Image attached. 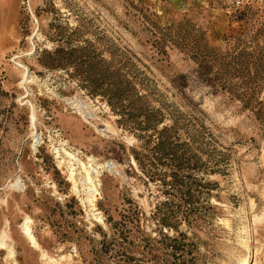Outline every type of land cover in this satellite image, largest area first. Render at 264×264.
Wrapping results in <instances>:
<instances>
[{"label":"rangeland","instance_id":"1","mask_svg":"<svg viewBox=\"0 0 264 264\" xmlns=\"http://www.w3.org/2000/svg\"><path fill=\"white\" fill-rule=\"evenodd\" d=\"M19 63L35 83L20 84ZM57 149L105 166L104 221ZM6 227L14 253L0 247V264H242L250 252L264 264V8L0 0V235Z\"/></svg>","mask_w":264,"mask_h":264},{"label":"bare ground","instance_id":"2","mask_svg":"<svg viewBox=\"0 0 264 264\" xmlns=\"http://www.w3.org/2000/svg\"><path fill=\"white\" fill-rule=\"evenodd\" d=\"M22 64L23 63H19V66L23 68L22 70L23 80H22V83L20 84L27 85V84L35 83L37 81V78L33 74L30 73L28 67ZM71 106L73 107L74 110H76V113H78V115L82 117V119L85 122L91 124L90 120L95 118V114L93 113V111H91V107L89 105L75 99L71 103ZM31 107H32L31 119H32V126H33L32 127L33 128L32 137L36 144L37 143L40 144L42 143V138L36 131L37 114H36L34 106L32 105ZM109 130H111V128H109ZM57 151H58L57 152L58 154H62L64 157L63 163L67 165L66 167L70 173V179L73 182L74 189L76 191H78V185H77V180H76L77 174L75 173V171L78 170V168H75V167L77 166L79 167V169L82 170V172L78 174L79 176L78 179L80 180V182H82V185H83L82 187H83V192H84L83 194L84 198L82 199V203H84V205L88 207L94 219L99 220V221H104L102 214L97 211L96 203H97V196L99 193V186H100L99 176L101 174V170L105 168V166L97 163V161L92 157L88 158V162L85 163L77 157L76 153L69 152L66 149H62V151L61 149H57ZM112 166H113L112 164L111 165L107 164L106 167L112 168ZM18 180L15 182L13 187L19 188L21 186ZM31 223H32L31 218L26 217L25 221L21 225V229L25 237L30 241V243L35 248H39V245L37 244V241L34 238L32 230H31V226H30ZM9 240H10V236H9V233L6 227V230H4L2 234L0 235V247H2L4 250H7L9 252V255L12 256L14 252H13L12 246L9 244L10 242ZM43 257H46V256L44 255ZM63 260H65V258H63ZM253 263H254V259L250 252L249 256L244 260L242 264H253Z\"/></svg>","mask_w":264,"mask_h":264},{"label":"built area","instance_id":"3","mask_svg":"<svg viewBox=\"0 0 264 264\" xmlns=\"http://www.w3.org/2000/svg\"><path fill=\"white\" fill-rule=\"evenodd\" d=\"M239 3L244 5H250L252 3H257L260 7L264 8V0H239Z\"/></svg>","mask_w":264,"mask_h":264}]
</instances>
